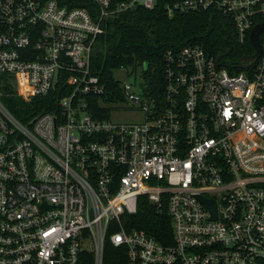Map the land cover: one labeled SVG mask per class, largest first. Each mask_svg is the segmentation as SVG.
Returning a JSON list of instances; mask_svg holds the SVG:
<instances>
[{"label":"built area","instance_id":"2783aa9c","mask_svg":"<svg viewBox=\"0 0 264 264\" xmlns=\"http://www.w3.org/2000/svg\"><path fill=\"white\" fill-rule=\"evenodd\" d=\"M159 1L0 0V264H112L109 248L118 264L264 261V34L245 70L203 45L167 51L163 97L144 67L120 69L136 81L115 77L119 97L92 72L111 21ZM165 9L221 15L241 47L264 24V0ZM7 86L27 103L51 96V110L19 120ZM113 111L145 119L118 123ZM141 198L170 217L171 242L132 224Z\"/></svg>","mask_w":264,"mask_h":264},{"label":"trees","instance_id":"16d2710c","mask_svg":"<svg viewBox=\"0 0 264 264\" xmlns=\"http://www.w3.org/2000/svg\"><path fill=\"white\" fill-rule=\"evenodd\" d=\"M168 0H160L154 10L135 8L112 20L105 35H102L92 57V72L103 84L115 90L119 85L114 73L122 68L144 67L143 77L149 90L157 97H163L165 54L169 50L188 45H203L213 56L225 57V62L236 64L244 56H251L255 49L248 40L245 47L233 40L231 23L221 15L205 11L192 14H177L168 17L165 9ZM75 7H90L93 0H70ZM263 43V39H262ZM230 55H227L228 52ZM119 97V93L117 94ZM51 97V96H50ZM50 97L35 98L27 103L15 89H3V102L11 112L26 121L37 112L51 110ZM132 224L146 231L164 244L172 241V222L167 214H160L146 198L140 199L139 213L132 218ZM127 225V223H126ZM118 264L113 249L107 250V260ZM125 263L122 260V264ZM108 264V263H107ZM264 264V261L261 262Z\"/></svg>","mask_w":264,"mask_h":264},{"label":"water","instance_id":"95a60500","mask_svg":"<svg viewBox=\"0 0 264 264\" xmlns=\"http://www.w3.org/2000/svg\"><path fill=\"white\" fill-rule=\"evenodd\" d=\"M264 34V24L257 25L251 35H250V43L252 44L253 48L255 49V54L252 56H244L242 59L238 61V67L241 69H248L250 66L255 65L257 60L262 56V45H261V36ZM227 55H230V52L227 53ZM222 56L218 57V62L221 60ZM145 70H148L149 65L146 63L144 65ZM203 202H206L212 213H213V220L217 219V207L216 203L213 201H207L204 199Z\"/></svg>","mask_w":264,"mask_h":264},{"label":"rangeland","instance_id":"374dc122","mask_svg":"<svg viewBox=\"0 0 264 264\" xmlns=\"http://www.w3.org/2000/svg\"><path fill=\"white\" fill-rule=\"evenodd\" d=\"M142 69L138 72L140 73ZM114 76L121 82H129L134 83L136 81L135 75L129 74L125 70L116 71ZM137 81L139 82L140 79L138 78ZM140 91V90H139ZM21 98V97H20ZM145 116L141 112H126V111H113L112 120L118 123H140L143 122Z\"/></svg>","mask_w":264,"mask_h":264},{"label":"flooded vegetation","instance_id":"af4514ba","mask_svg":"<svg viewBox=\"0 0 264 264\" xmlns=\"http://www.w3.org/2000/svg\"><path fill=\"white\" fill-rule=\"evenodd\" d=\"M231 54V53H230Z\"/></svg>","mask_w":264,"mask_h":264}]
</instances>
